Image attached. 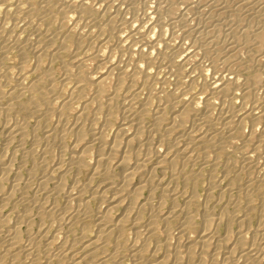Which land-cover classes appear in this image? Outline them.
<instances>
[{
	"label": "bare ground",
	"instance_id": "bare-ground-1",
	"mask_svg": "<svg viewBox=\"0 0 264 264\" xmlns=\"http://www.w3.org/2000/svg\"><path fill=\"white\" fill-rule=\"evenodd\" d=\"M119 1L0 0V264H264V0Z\"/></svg>",
	"mask_w": 264,
	"mask_h": 264
},
{
	"label": "rangeland",
	"instance_id": "rangeland-1",
	"mask_svg": "<svg viewBox=\"0 0 264 264\" xmlns=\"http://www.w3.org/2000/svg\"><path fill=\"white\" fill-rule=\"evenodd\" d=\"M111 1H113V2H115L116 0H111ZM142 1H144V0H141V2ZM99 2H100V0H92V2H91V5H93L92 7H99L98 5H99ZM118 2L120 3V1L119 0H117L116 2H115V5H117L118 4ZM95 3V4H94ZM117 3V4H116ZM152 3H153V0H152ZM121 5V4H120ZM148 5H150V6H152L151 5V0L149 1V4ZM124 6V5H123ZM122 6V8L121 9H123L124 7ZM116 8V7H115ZM110 11H115V9L113 8V9H111ZM117 12H115V17H114V22H115V25L116 24H120L121 23V20H122V18L125 16L126 18H130L132 15H130V14H121V13H117ZM107 20V17H103V19H102V22H105ZM7 22L9 23V25H12V22H11V20L10 19H7ZM15 30V32L16 33H20V34H22L21 33V30L19 29V27H17V28H15L14 29ZM19 34V35H20ZM108 35V33H104L103 34V37H106ZM178 42H179V40L178 39H176L175 41H173V43L174 44H176V45H178ZM73 45V44H72ZM112 45H113V43H112ZM88 46V44L87 43H85V44H83V47H84V51L85 50H87V47ZM86 47V48H85ZM70 48H73L74 49V47L72 46H70ZM172 52H174V51H172ZM84 53V52H83ZM177 56V59H179L181 56L180 55H176ZM179 56V57H178ZM3 60H2V59ZM74 58V56H70L69 58H68V61H72V59ZM2 60V62H4L6 65H9L12 69H16L17 67H18V55H17V51L16 50H10L8 53H7V55H6V57H4L3 58V53H2V50H0V61ZM35 58L34 57H30L28 60H27V64L28 65H30V66H34L35 64ZM45 63V64H44ZM44 63H43V67H51V70H52V73H54L53 75L55 76V78L59 81V80H61L60 78V76L63 74V67H62V63L60 62V60H55L53 63H52V65L53 66H51V63H49V62H46V61H44ZM49 63V64H48ZM55 63V64H54ZM45 65V66H44ZM48 65V66H47ZM157 66H155L154 68H153V70L155 71V73L157 74V76H159V77H164L165 75H167V69H166V67H165V65L164 66H161L160 67V69H158L159 67H157ZM164 67V68H163ZM187 68H189V66H187ZM159 70V71H157V70ZM55 71V72H54ZM153 71V72H154ZM159 73V74H158ZM200 81H201V79L199 80L198 79V82L200 83ZM17 83H18V81H17ZM157 87H159V85H157L156 86V88ZM167 87L168 88H170V89H172L173 88V86H171V84L170 85H167ZM7 88H9V86L7 87ZM6 88V89H7ZM198 89H195V91H197ZM200 102H202V100L200 101ZM110 133H112V131H109ZM113 134V133H112ZM69 140V141H68ZM68 140H66V142L68 143V145H71L72 144V141H73V138L70 140V138L68 139ZM1 139H0V145H1ZM42 146V145H41ZM37 150L38 151H36V153L38 154H36V156H37V158H38V160H39V162H40V156H41V150H42V147H41V149H40V146H38L37 147ZM39 150L41 151V152H39ZM56 153V154H55ZM59 154V151H58V147L57 146H53V148H52V151H51V156H50V159H49V161H48V165H49V167L51 168V169H54V168H57V165H58V162H59V160H60V158H59V156L60 155H58ZM40 155V156H39ZM64 160H68V158H67V156H63L62 157ZM59 159V160H58ZM57 161V162H56ZM32 166H33V164L32 163H29V164H27V167H26V169L29 171L31 168H32ZM66 168V165H64V167L62 168L63 170ZM23 171V174L22 175H24V176H27V174H28V171ZM89 171L90 170H88V171H85V172H82V174L81 175H79L78 176V174H77V172L75 171V170H73V171H68L67 173V178H66V183H67V185H72V183H73V181L75 180V179H79V181H81V182H86L87 180H88V178H89ZM70 173V174H69ZM54 174H58V172L57 173H54ZM74 175V176H73ZM75 175H77L78 177H76ZM41 175H36V177H35V179L32 181V183H31V185L34 187L35 186V184H36V186L34 187V189H33V187L32 186H30V192H29V194H28V196H29V198H32L33 196H34V198H36V195L38 196L37 198L40 200V201H42L43 200V198H44V194L43 193H36V188H37V182H38V178L40 177ZM37 179V180H36ZM206 175H205V178L204 179H202L200 182H199V188H198V195H199V198H201V199H203L204 198V193L206 192V187H207V185H206ZM204 181V182H203ZM9 186V184L7 185V187ZM52 188V184H50V185H48V189L50 190ZM36 190V191H35ZM34 191V192H33ZM34 193V194H33ZM35 193H36V195H35ZM33 195V196H32ZM20 195H16L15 196V198L13 199V200H11V202H9V204L7 205L6 204V206H4L5 208H4V211L6 212V213H12V219L11 220H13L15 217H13L14 215H16V214H18V212H23L24 211V207H21V206H14V203L20 198L19 197ZM42 198H41V197ZM15 200V201H14ZM180 202H181V199L179 200ZM14 202V203H13ZM55 202H56V204L57 205H59V207H64L65 206V198L63 197V196H58L57 198H56V200H55ZM95 201H91V204H92V209H95L97 206H98V204H96V202L94 203ZM1 203V202H0ZM13 203V204H12ZM13 206V208L15 209L14 211H13V209H12V206ZM10 206V207H9ZM0 208H1V204H0ZM11 208V209H10ZM21 208V210H19V209ZM17 209V210H16ZM9 210V211H8ZM12 210V211H11ZM16 211V212H15ZM18 211V212H17ZM15 213V214H14ZM14 214V215H13ZM120 215V212L118 211H116L115 213H114V215L115 216H117V215ZM38 218H35V220H34V231H36L37 229H35V228H38V225H40V224H42V223H40L39 222V219L37 220ZM38 221V222H37ZM48 222V221H47ZM39 223V224H38ZM37 225V226H36ZM51 230V232L52 231H54V228H51L50 229ZM94 229H92L91 228V231H90V233H89V236L91 237L92 235H94V231H93ZM93 231V232H92ZM79 232V229L78 228H76L75 229V233H78ZM126 257V258H125ZM123 259V264H129V263H131V261H130V259H129V257L128 256H125ZM129 259V260H128ZM128 260V261H127Z\"/></svg>",
	"mask_w": 264,
	"mask_h": 264
}]
</instances>
